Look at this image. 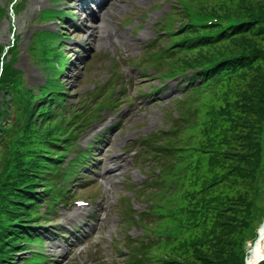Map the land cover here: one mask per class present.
I'll return each mask as SVG.
<instances>
[{"label":"trees","instance_id":"16d2710c","mask_svg":"<svg viewBox=\"0 0 264 264\" xmlns=\"http://www.w3.org/2000/svg\"><path fill=\"white\" fill-rule=\"evenodd\" d=\"M177 1L179 6L168 16L165 27L170 39L162 50L166 58L162 63L158 60L164 76L191 68H211L200 72L199 86H191L175 103L178 117L172 121L176 127L170 137H162L167 142L155 156L166 153L170 166L163 168L153 183L158 191L145 196L151 201L144 214L150 223L145 227H154H148L147 240L141 237L128 245L124 264H244L235 251L237 236L250 227L252 208L261 190L255 184L263 148L264 0H232L229 4L233 5H222L223 14L217 13L221 6H209L207 0ZM47 15L43 18L53 19L58 13L50 11ZM211 15L235 23L218 34L221 28L188 23ZM173 19L179 22L176 28L169 23ZM59 39L54 33L39 32L31 40L29 53L46 67L48 78L44 86L37 88V101L20 87L22 72L14 68L17 45L10 50L14 52L12 61L4 60L2 73L0 60V95L4 97L0 101V264H22L19 254L27 250L32 253L25 264L42 263L43 254L34 251L37 239L31 235L32 228L2 224L37 221L35 202L42 196L38 198L35 187L43 186L57 200L65 199L69 193L51 185L54 165L42 153L52 142L43 140L33 126L38 124L40 131L48 127L54 109L64 102V87L59 79L65 65L63 62L55 66L56 61L62 62L57 49ZM0 51L4 52L1 46ZM19 125L33 127L29 131L18 129L15 152L10 139ZM29 133L33 135L28 137ZM31 153L38 156H28ZM204 156H209L207 165ZM179 164L185 169L180 167L177 174L171 175L170 171ZM8 166L19 173L7 176ZM214 166L225 173L217 172ZM241 179L247 181L242 183ZM227 185L235 189V196L222 194L220 188ZM250 194L254 197L250 198ZM172 206L179 212L172 211Z\"/></svg>","mask_w":264,"mask_h":264},{"label":"rangeland","instance_id":"374dc122","mask_svg":"<svg viewBox=\"0 0 264 264\" xmlns=\"http://www.w3.org/2000/svg\"><path fill=\"white\" fill-rule=\"evenodd\" d=\"M70 1L71 0L68 2V7L69 5L73 7L75 3ZM231 1L232 0H207L206 4L215 7L221 6V10H218L217 13L223 14L225 13L223 11L225 7L222 5H233L229 4ZM251 1L256 2V0ZM29 3L31 9L32 5L35 4V11L31 12L28 10L27 6ZM178 3L177 0H119L117 5L113 6L109 12H102L103 17L100 16V13L98 14L102 21L105 20L104 23H94V19L89 16L86 22H83L82 17L85 16V14H81L76 10L73 11V9L69 10V12L73 13L75 22L72 20L70 21L68 18L69 20L66 22L56 21L55 23H51L45 21L41 22L38 18V14L42 10L55 7L52 0H0V8L3 9V12L0 14V46L5 49L4 52L0 51V60H5L6 62L12 61L14 52H10V50H12L13 42L17 39L18 59L16 57V61L14 62V64H16L14 67L23 71L25 84L30 86V88H35L43 84L45 78L41 71V66L37 65L32 55L27 52L32 35L42 30H61L63 34L67 36L68 40L65 41L67 47L64 50L65 55L68 57L69 64L66 66L61 79L70 91V94L75 96L71 100H73L75 104H78V100L85 102L87 109L89 111L91 110V112L95 111V117H99L96 123L90 124L91 127L89 125L87 128H81L78 133L77 142L83 143L86 137L92 135L94 128L101 125L106 116L109 115L108 111L101 110L98 107V103L102 100L98 99L96 103H92L90 95L87 93L93 83L98 84L103 82L104 85L107 84L108 88L112 69L131 70L130 67H133L134 71L132 72V77H135L133 86H138L137 93L144 97L142 98L143 102L139 104L138 107L134 106L131 101L133 107H130V110H126V112L118 118V128L108 132L100 144V158L94 157L95 161H93V165L85 166L88 168L86 174L83 175L82 179L77 180L74 185L75 188H73L78 199H90L97 203V205H102L101 202L104 197L109 196V191L113 190L114 206L112 212L105 210L102 216L106 215L107 219L105 221L101 219L89 227L90 234L88 239H86L85 245H83V243L80 244V246L83 245L81 247V249H83L82 252L79 253V250L76 251L75 254L70 256V261L68 263L59 261V264H96L94 262L95 246L92 245L94 243L93 236L101 237L102 244L99 250L102 251V254L106 258L110 259L111 257H115L117 264H123L125 257L122 253L124 252L118 249L124 244V238L129 237L128 240H136L138 237H144L147 234V230L140 225L137 227L129 225L124 229L121 228L125 212H123L122 206H120L119 203L121 199L128 201V198H132L131 203H135V199H133L134 192L133 190L131 191V189L136 184L139 185L144 183L146 177H149L148 168L145 164V161L149 159V157H145L143 162H140V160L138 162L133 161L135 153L131 152V149H134V142L147 134L162 128H167V115L169 112H172L173 103L183 97V87H185L183 81L175 82L171 86H168L163 92H155L154 96H152V94L150 96L147 95L154 87H157L164 81L158 72L156 74L153 69H145L149 62V56L152 54V50L145 46L147 43L145 39L156 35L155 32L152 33V30L154 31L153 25L159 23L160 19H165V15H167L172 8L179 6ZM16 5L22 6L18 12L13 10ZM107 14L110 15L107 16ZM69 17L73 16L69 14ZM108 18L112 19L113 23L109 22ZM169 23L172 24L174 28L179 26L178 20L175 19L171 20V22L169 21ZM95 26L99 27L100 33L98 37L100 40L96 36L92 38L86 35V31ZM108 29L115 30L118 35H121L123 41L113 45L106 43L101 39V36L104 34L103 32ZM167 41L168 38L164 36L162 45H165ZM125 42L128 44L126 43L127 45H125ZM159 45H161V41ZM157 49H159L158 46ZM124 57H128V59L126 60ZM114 58H117L116 64L113 60ZM126 65L130 67L125 68ZM130 79L132 80V78ZM198 84L199 82L196 83V85ZM122 98L124 99L123 96ZM233 99H235V97H233ZM0 101H4L3 95L0 96ZM121 108L127 109V105H121ZM261 128L262 133L260 137L263 146L262 165L258 171V180L255 184L261 188V190L255 199L256 206L254 205L252 208L250 227L241 235L237 236V245L235 246L236 254L240 255L245 262L250 253V249L245 248V244L247 242L253 245L263 221L262 213L264 210L260 212L259 209L264 208V122ZM166 142L167 141H163L162 144ZM118 155H120V159L115 162L116 165L119 164V169L114 172H108L109 160L117 159L115 157ZM198 157L199 155H197V158ZM203 158L205 159V165H207L209 156H204ZM163 160L166 161V158H159L156 165L153 159H150V166L153 168L155 167L156 170H160L159 166L165 165ZM234 164H236V162ZM180 167L183 168V170L185 169L184 165L179 164L178 167L173 168L174 171H170L171 175L173 172L177 174ZM206 168L207 166L204 169L205 172L203 171L204 174L207 173ZM214 169L217 172H221V174L225 173L216 166H214ZM94 172L97 173L95 174ZM203 177H205V175H203ZM148 181L152 182L153 180L149 179ZM241 181L245 183L247 180L241 179ZM220 189L225 196L236 195L235 189L231 188L230 185L223 186ZM253 197L254 196L250 194V198ZM147 203H151V201ZM71 214L72 210H69V202H67L64 206L56 207L55 211H53V214L50 216L54 221L47 223L50 230L49 232H45L47 237H50L45 244V250L48 252L50 260L53 258V255L56 256L57 253L56 247L60 242L59 236H61L58 233H61V231L65 232L66 219ZM143 214H145V212H143ZM147 223H150V220L146 219L144 224ZM153 227L154 226H149V228ZM130 235H132L133 238ZM144 238L147 240L146 237Z\"/></svg>","mask_w":264,"mask_h":264},{"label":"bare ground","instance_id":"6f19581e","mask_svg":"<svg viewBox=\"0 0 264 264\" xmlns=\"http://www.w3.org/2000/svg\"><path fill=\"white\" fill-rule=\"evenodd\" d=\"M86 20H87V16L85 15V16L82 17V21H83V22H86ZM96 30H98V27H96V28H90L89 30H87V31H86V35H87V37L95 38V36H98L97 33H98L99 31H96ZM114 32H115V31L112 30V29L106 30L104 33H107V34H108V37H107V38H104V39H105L107 42H109V43L114 42V36H113ZM93 34H94V36H93ZM121 39L123 40L122 37H121ZM96 42H97V40H96ZM260 249H261L260 246L257 247V248H255V249H253L255 252H254V254L251 256V258L249 257L250 264H252L254 258H256V257L260 254V253H259V252H260ZM252 259H253V260H252Z\"/></svg>","mask_w":264,"mask_h":264},{"label":"water","instance_id":"95a60500","mask_svg":"<svg viewBox=\"0 0 264 264\" xmlns=\"http://www.w3.org/2000/svg\"><path fill=\"white\" fill-rule=\"evenodd\" d=\"M261 236L262 233H260L259 238L256 240V245L259 247L260 245V240H261ZM250 245L248 243L245 244V248H249ZM264 259V253H260V256H258V258L256 257V259L254 260L253 264H258L260 261H262Z\"/></svg>","mask_w":264,"mask_h":264}]
</instances>
